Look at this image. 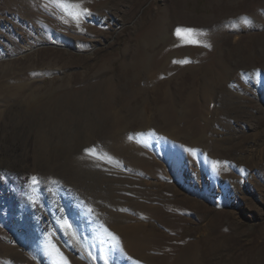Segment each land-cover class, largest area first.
<instances>
[{"label":"rangeland","instance_id":"374dc122","mask_svg":"<svg viewBox=\"0 0 264 264\" xmlns=\"http://www.w3.org/2000/svg\"><path fill=\"white\" fill-rule=\"evenodd\" d=\"M73 2L0 0V264H264V0Z\"/></svg>","mask_w":264,"mask_h":264},{"label":"snow or ice","instance_id":"6c2138e0","mask_svg":"<svg viewBox=\"0 0 264 264\" xmlns=\"http://www.w3.org/2000/svg\"><path fill=\"white\" fill-rule=\"evenodd\" d=\"M53 3L57 4L58 6L64 8L66 11L71 8L73 9L72 11L69 12V15L72 17V19L74 20H78L79 17L83 14V13H87L88 10L87 9H80L79 11H76L75 9H79V4L74 3L73 0H52ZM67 22V21H65ZM198 30L196 29H177V35H180L182 32L184 33H194L197 32ZM189 42H195V41H189ZM131 139V137H129ZM86 151H90V150H86ZM33 183H36V178L33 177ZM66 223V226L70 227V225Z\"/></svg>","mask_w":264,"mask_h":264},{"label":"bare ground","instance_id":"6f19581e","mask_svg":"<svg viewBox=\"0 0 264 264\" xmlns=\"http://www.w3.org/2000/svg\"><path fill=\"white\" fill-rule=\"evenodd\" d=\"M4 22V21H3ZM1 23V22H0ZM6 30H9L10 32H11V34L14 36V39H17V36H16V34L15 33H12V31H14V29H13V27H12V25L11 24H8V22H7V24L6 25H4L3 26ZM4 28H2V27H0V30L1 29H4ZM3 37H4V35L2 34V32H0V41L3 39ZM19 45H17V47H16V49H15V53H19V52H24V51H27L28 50V48L25 46L24 47V45H22V44H20V43H18ZM0 45H1V42H0ZM1 57V56H0ZM45 135V134H44ZM38 139V138H37ZM42 141V140H41ZM29 145V144H28ZM12 153V152H11ZM21 156V155H20ZM16 160L17 159H19V156H15L14 157ZM1 161V160H0ZM3 162V161H2ZM9 162H12L13 163V161H9ZM19 181V180H18ZM82 191V190H81ZM9 194V193H8ZM32 207V206H31ZM6 208V207H5ZM8 210V209H7ZM34 216V215H33ZM39 217H35V219L37 220ZM59 218H57V220H58ZM40 220V219H39ZM32 221V220H31ZM61 221V220H60ZM42 225V224H41ZM59 225V224H58ZM29 226V225H28ZM62 226H63V228L66 230V231H69V230H67V228L65 227V225H64V223H63V221H62ZM43 228V227H42ZM62 228V227H61ZM42 231V230H41ZM67 234V233H66ZM70 235H71V233H70ZM128 236H130V235H128ZM127 236V237H128ZM129 239V238H128ZM49 243V242H48Z\"/></svg>","mask_w":264,"mask_h":264}]
</instances>
